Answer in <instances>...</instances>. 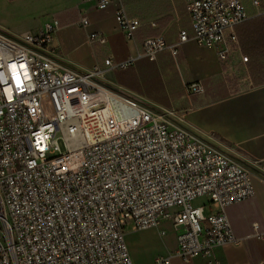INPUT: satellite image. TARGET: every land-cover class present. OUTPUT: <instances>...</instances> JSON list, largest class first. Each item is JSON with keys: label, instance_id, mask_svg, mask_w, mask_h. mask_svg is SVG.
<instances>
[{"label": "built area", "instance_id": "obj_1", "mask_svg": "<svg viewBox=\"0 0 264 264\" xmlns=\"http://www.w3.org/2000/svg\"><path fill=\"white\" fill-rule=\"evenodd\" d=\"M184 1L193 39L215 48L225 67L235 56L247 65L236 27L264 14L261 0H252L255 14L242 0ZM115 18L133 40L141 21L122 5ZM80 25L88 26V18ZM58 27L54 22L23 36L0 27V264H134L128 228H157L163 217L179 234L178 249L161 264L173 257L188 263L239 244L227 209L255 197L249 168L172 111L105 81L107 69H127L134 58L82 70L56 56L50 44ZM189 38L181 31L170 46L163 37L147 39L143 56L176 54ZM89 42L108 40L93 33ZM188 91L204 88L195 82ZM204 197L207 215V205L193 204ZM254 229L264 240L257 224Z\"/></svg>", "mask_w": 264, "mask_h": 264}, {"label": "crops", "instance_id": "obj_2", "mask_svg": "<svg viewBox=\"0 0 264 264\" xmlns=\"http://www.w3.org/2000/svg\"><path fill=\"white\" fill-rule=\"evenodd\" d=\"M255 14L252 0H242ZM264 9V0H261ZM99 0H0V27L23 36L37 33L47 24L59 27L50 44L52 52L82 70L105 68L112 58L122 62L134 58L127 69H107L105 81L138 95L144 103L172 111L182 125L205 138L208 143L243 164L252 173L255 197L227 209L239 244L215 248L211 254L190 262L178 257L171 264H264V240L254 236V225L264 233V84L255 86L247 65L235 56L225 67L213 47L200 46L193 39L191 18L184 0H120L100 9ZM122 5L141 27L129 41L115 18ZM89 25H80L81 17ZM181 31L189 40L157 55L155 61L143 56L144 42L163 37L177 44ZM107 37L106 45L91 44L90 34ZM249 72V70H248ZM233 80H229L232 76ZM199 82L201 94H192L188 86ZM200 199V198H199ZM210 211V207L207 205ZM179 231L166 218L157 228L126 233V242L134 264H161L178 249Z\"/></svg>", "mask_w": 264, "mask_h": 264}, {"label": "trees", "instance_id": "obj_3", "mask_svg": "<svg viewBox=\"0 0 264 264\" xmlns=\"http://www.w3.org/2000/svg\"><path fill=\"white\" fill-rule=\"evenodd\" d=\"M242 52L248 56L249 75L255 86L264 84V14L236 27Z\"/></svg>", "mask_w": 264, "mask_h": 264}, {"label": "rangeland", "instance_id": "obj_4", "mask_svg": "<svg viewBox=\"0 0 264 264\" xmlns=\"http://www.w3.org/2000/svg\"><path fill=\"white\" fill-rule=\"evenodd\" d=\"M244 54V53H243ZM245 55V54H244ZM247 56V55H246ZM248 67V66H247ZM210 202V199L209 198H206V197H204V198H200V199H197V200H195L194 201V206H197V207H199V206H204V205H208V203ZM174 210H168L167 211V213H171V212H173ZM207 214H209V209L207 208V210H206V215ZM128 231H129V228H128Z\"/></svg>", "mask_w": 264, "mask_h": 264}, {"label": "snow or ice", "instance_id": "obj_5", "mask_svg": "<svg viewBox=\"0 0 264 264\" xmlns=\"http://www.w3.org/2000/svg\"><path fill=\"white\" fill-rule=\"evenodd\" d=\"M11 67H12V69H13V72H15V67H16V66H15V65H12ZM21 67H23V66H21ZM16 82H17V85L19 86L20 81H19L18 78H17Z\"/></svg>", "mask_w": 264, "mask_h": 264}]
</instances>
